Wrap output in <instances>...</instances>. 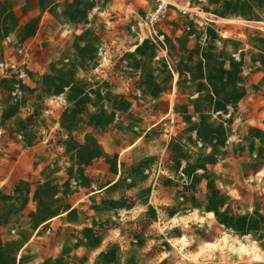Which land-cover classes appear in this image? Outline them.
<instances>
[{
    "label": "rangeland",
    "instance_id": "rangeland-1",
    "mask_svg": "<svg viewBox=\"0 0 264 264\" xmlns=\"http://www.w3.org/2000/svg\"><path fill=\"white\" fill-rule=\"evenodd\" d=\"M190 6L162 42L155 0H0L29 264H264V0Z\"/></svg>",
    "mask_w": 264,
    "mask_h": 264
},
{
    "label": "crops",
    "instance_id": "crops-1",
    "mask_svg": "<svg viewBox=\"0 0 264 264\" xmlns=\"http://www.w3.org/2000/svg\"><path fill=\"white\" fill-rule=\"evenodd\" d=\"M21 194L15 187L0 185V264H29L24 254L35 238L29 216L34 205L28 198L19 199Z\"/></svg>",
    "mask_w": 264,
    "mask_h": 264
},
{
    "label": "built area",
    "instance_id": "built-area-1",
    "mask_svg": "<svg viewBox=\"0 0 264 264\" xmlns=\"http://www.w3.org/2000/svg\"><path fill=\"white\" fill-rule=\"evenodd\" d=\"M197 2H204L205 0H196ZM191 0H155V7L148 12L146 15V23L149 26L157 38L163 42L164 34H158V31L155 29V24L161 22L163 19L167 18L169 12L172 9H176L183 14H191ZM197 10H201L198 8ZM219 114H223L227 117L231 116L232 112L230 109L218 110Z\"/></svg>",
    "mask_w": 264,
    "mask_h": 264
}]
</instances>
